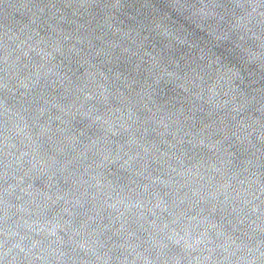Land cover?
<instances>
[{
  "label": "water",
  "instance_id": "obj_1",
  "mask_svg": "<svg viewBox=\"0 0 264 264\" xmlns=\"http://www.w3.org/2000/svg\"><path fill=\"white\" fill-rule=\"evenodd\" d=\"M0 264H264V196L0 37Z\"/></svg>",
  "mask_w": 264,
  "mask_h": 264
}]
</instances>
